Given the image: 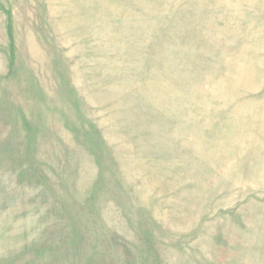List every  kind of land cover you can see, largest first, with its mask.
<instances>
[{
    "label": "rangeland",
    "instance_id": "rangeland-1",
    "mask_svg": "<svg viewBox=\"0 0 264 264\" xmlns=\"http://www.w3.org/2000/svg\"><path fill=\"white\" fill-rule=\"evenodd\" d=\"M0 264H264V0H0Z\"/></svg>",
    "mask_w": 264,
    "mask_h": 264
}]
</instances>
